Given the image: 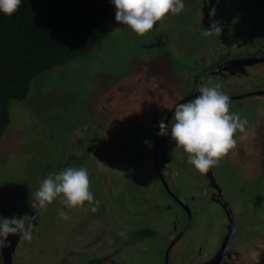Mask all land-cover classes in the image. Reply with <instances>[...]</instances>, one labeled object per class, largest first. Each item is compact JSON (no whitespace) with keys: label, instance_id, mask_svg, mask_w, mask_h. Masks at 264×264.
<instances>
[{"label":"rangeland","instance_id":"374dc122","mask_svg":"<svg viewBox=\"0 0 264 264\" xmlns=\"http://www.w3.org/2000/svg\"><path fill=\"white\" fill-rule=\"evenodd\" d=\"M184 3L183 13L179 16L169 14L143 37L118 24L89 54L39 75L32 83L31 93L35 95L29 100L13 102L10 106V123L0 140V217L27 215L34 206L38 207L39 214L35 223L38 231L33 232L31 242L22 239L18 245H21L17 253L18 259L21 257V264H75V258L67 260L61 250L52 249L49 246L51 241L45 235L49 225L54 226L58 214L55 206L59 207L56 202L60 203V200L54 201L44 211L34 198L35 191L49 173H57L67 167L87 168L90 190L94 199L100 202L98 211L93 213L87 202L82 208H66L70 212L76 210L73 211L76 218L85 224L89 244L93 243L95 237L108 239L116 227L131 225L135 231H131L130 235L124 233L121 242V245H129L140 231L138 216L158 203V198L149 200L145 191L137 192L128 180L132 162L139 157L138 153L147 148L145 142L137 138L147 137L150 139L146 140L151 142V138L157 135L159 121L163 120V114L169 108L160 98L166 93H173L171 89L178 87L189 62L194 63L198 54L205 57L206 53L202 52L210 49L212 42H224L223 36L228 32V26L240 25L245 19L242 20V17L249 12L264 17V0H184ZM212 7L216 9L214 17L209 16ZM213 21H220V36L202 37L201 32L210 28ZM129 73L139 74L138 77L134 76L138 86L130 93L134 97L130 100L129 96L125 104V109L129 111L127 114L133 120L122 118L120 124L132 141L130 156L123 161H115L113 167L108 161L98 162L87 154L78 157L73 150L82 147L84 141L81 139L90 134L98 138L107 137L106 128L98 130L96 127L105 126L108 120L103 121L100 101L102 98L105 101L112 98L111 94L126 100L122 92L124 88L119 85L121 78ZM148 76L152 78L146 79ZM235 83L237 86L232 89L233 95H241L254 88L249 78ZM249 83L251 86H247ZM118 92L122 93L118 95ZM249 98L251 100L230 99V110L248 119L247 137L241 139L243 134L237 133V147L229 153L236 157H224L219 169L222 171L221 183L227 186L226 195L232 206L234 203L236 207H243L245 213L260 219L247 230L250 232L254 227L258 236H252L261 239L264 245V173L261 172V161L256 156L257 140L262 135V126L257 125V121L260 115L264 116V112H258L256 104L247 102L257 101V96ZM259 109L264 110L262 107ZM172 123L173 120L169 128ZM122 128H119V132ZM70 132H73L71 137ZM76 132L80 133L77 135ZM168 136L170 131L164 139ZM77 140L79 146L75 144ZM115 152L118 154L116 148ZM169 153L178 170L179 194L184 198L197 194V190H201L198 185L204 177L187 163V155L182 150L175 148ZM175 209L178 210V207ZM167 216L160 221H166ZM179 216L183 218L181 211ZM249 217L243 219L249 220ZM46 218L50 219L47 221ZM72 228L64 230L65 243L77 239ZM151 241L146 255L136 251V255L143 257L129 264H163V249L161 252L154 248L158 243L161 245L162 240ZM262 249L264 251V246Z\"/></svg>","mask_w":264,"mask_h":264},{"label":"flooded vegetation","instance_id":"af4514ba","mask_svg":"<svg viewBox=\"0 0 264 264\" xmlns=\"http://www.w3.org/2000/svg\"><path fill=\"white\" fill-rule=\"evenodd\" d=\"M245 16L242 17V20L245 19L240 25L237 23L228 26V32L223 36L224 42L217 44L212 42L211 48H206L202 52V54L206 53L205 57L202 58L198 54L194 63L187 64L184 77L179 80L180 82L178 81V87L171 89L173 93L161 96V101L169 107L163 114V121L166 124L169 123L170 126L173 120L174 107L181 101V103L187 102L199 95L198 88L201 84H206L209 79L222 83V91L230 99L247 98L251 100L250 96H257V101L247 100V102L256 104L258 112H264L259 109V107L264 109V17H259L251 12ZM254 17L257 19L253 20ZM239 29L241 30L239 31ZM239 34L240 36H238ZM136 75L139 76L138 73H129L128 76L120 80L119 87L124 88L122 92H124L123 97L126 100L114 97L115 94H111L112 98H108L106 101L102 98L99 109L103 114V121L105 122L106 118L108 120L105 126L98 125L96 127L98 130L106 128L108 130L107 137L98 138L97 135L90 134L85 139H81L84 141L82 147L73 150L78 157L87 154L89 158L98 162L108 161L110 167H113L115 161H123L128 155L130 156L132 141L128 139L124 127L122 128L120 124L126 118L133 120L130 114H127L129 111L125 109V104H127L129 96L130 100L134 97V94L130 93L138 86L134 80ZM151 78L148 76L146 79ZM245 78L250 79L252 88H254L241 95H233L232 89L237 86L235 82L245 80ZM251 85L249 83L247 86ZM121 93L118 92V95ZM257 122H259L257 125L262 126V135L257 140L256 156L261 161V172L264 173V116L260 115V120ZM119 128H122L121 132H119ZM78 133L80 132H76L77 135ZM71 136H73V132H70L69 137ZM102 137L105 136L102 135ZM164 137L156 135L155 139L151 138L153 139L150 142L151 147L147 145L145 150L138 153L139 157L131 165L128 180L137 192L145 191L149 200L158 198V203L138 216L141 222L140 225L137 224L140 231L129 245H121V242L124 233L130 235L131 231L132 233L135 231L131 229V225L116 227L108 239H95L97 238L95 237L93 243L89 244L86 238L85 224L76 218L77 215L73 212L76 210L70 212L66 206L56 202L59 207L55 206V209H61L60 207L63 206L69 219L60 218L57 214L54 226L50 224L45 232L46 237L51 241L49 246L56 251L61 250L65 253L67 260L75 258V264H129L133 261L136 262L146 255L149 250L148 243H152L151 240H162V244L158 243L154 248L161 252L163 249V264H264L263 241L257 237L254 239L252 236H258L254 227L250 232L247 230L260 219L253 218L250 213H245L243 207L238 205L236 207L233 202L232 206L226 195L227 186L221 183L222 171L219 166L211 168L202 175L204 180L198 185L201 186V190H197V194L184 198L177 190L178 170L173 156H170L169 153L175 150V142L171 140V136L166 139ZM137 139H140V142H145L150 138L138 137ZM75 144L79 146V140L75 141ZM115 148L118 154L115 152ZM227 157L233 159L236 155L228 154ZM74 158L76 159V157ZM100 158L101 160H99ZM176 207L178 210L175 209ZM37 211L38 207L34 206L27 215H19L21 218L25 216L26 222L31 217H35V220L32 221L34 234L38 231L35 227L36 220L39 218ZM180 211L183 218L179 216ZM165 215H168L167 220L161 222L160 220ZM248 216H251L249 220L243 219ZM49 219L46 218L47 221ZM73 224L75 226L72 228ZM76 226L78 228L74 229ZM68 228L75 230L77 239L70 237L71 242L65 243L63 233L64 230L69 231ZM40 231L43 232V227ZM21 240L19 238L14 250L13 264H21V257L19 256L18 259L17 254ZM132 249L133 252H131ZM80 251L81 253H79ZM136 251H140L143 256L136 255ZM3 263L2 247H0V264Z\"/></svg>","mask_w":264,"mask_h":264},{"label":"clouds","instance_id":"9594fccd","mask_svg":"<svg viewBox=\"0 0 264 264\" xmlns=\"http://www.w3.org/2000/svg\"><path fill=\"white\" fill-rule=\"evenodd\" d=\"M115 6V21L127 26L137 36H145L163 21L169 14L179 16L185 11L184 0H110ZM21 0H0V12L12 16L18 11ZM215 7L209 16L214 17ZM222 27L220 21H213L210 28L201 32L202 37L220 36ZM203 79V78H202ZM220 82L211 79L198 88L199 95L187 102L178 103L174 107L173 123L159 121L157 135L169 134L175 142V148L187 155V163L201 175L211 168L219 166L224 157L237 147V133L247 137V117L230 110V97L222 91ZM145 144L151 147L150 141ZM90 177L85 167H67L57 173H49L34 193L39 208L47 211L57 199L68 209L84 207L85 202L95 213L99 209V201L94 199L90 190ZM58 216L69 219L63 208L58 209ZM33 220L26 222L24 217H0V247H8L10 235L31 242L33 238Z\"/></svg>","mask_w":264,"mask_h":264},{"label":"trees","instance_id":"16d2710c","mask_svg":"<svg viewBox=\"0 0 264 264\" xmlns=\"http://www.w3.org/2000/svg\"><path fill=\"white\" fill-rule=\"evenodd\" d=\"M117 26L110 0H21L12 16L0 12V140L10 106L39 75L89 54Z\"/></svg>","mask_w":264,"mask_h":264},{"label":"water","instance_id":"95a60500","mask_svg":"<svg viewBox=\"0 0 264 264\" xmlns=\"http://www.w3.org/2000/svg\"><path fill=\"white\" fill-rule=\"evenodd\" d=\"M8 240L11 241V244L8 247H2V254H3V259H4L3 264H13V253H14V250H15L16 245L18 243L19 236L18 235H10L8 237Z\"/></svg>","mask_w":264,"mask_h":264},{"label":"crops","instance_id":"0c3cea01","mask_svg":"<svg viewBox=\"0 0 264 264\" xmlns=\"http://www.w3.org/2000/svg\"><path fill=\"white\" fill-rule=\"evenodd\" d=\"M34 95H35V94H32L31 97L34 96ZM31 97H30V98H31Z\"/></svg>","mask_w":264,"mask_h":264}]
</instances>
